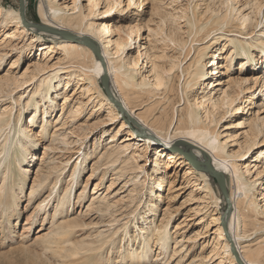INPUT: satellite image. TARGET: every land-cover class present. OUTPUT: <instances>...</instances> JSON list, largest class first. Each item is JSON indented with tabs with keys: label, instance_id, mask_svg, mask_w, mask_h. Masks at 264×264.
I'll return each mask as SVG.
<instances>
[{
	"label": "rangeland",
	"instance_id": "374dc122",
	"mask_svg": "<svg viewBox=\"0 0 264 264\" xmlns=\"http://www.w3.org/2000/svg\"><path fill=\"white\" fill-rule=\"evenodd\" d=\"M142 1L27 0L25 6L29 23L38 26H41L38 14L41 6L58 18H75L82 13V33H86L85 29L90 24H110L112 32H115L110 37L115 39L111 45L113 50L116 41H129L130 47L120 50V58L113 61L126 75L124 79L132 78L135 84L142 82L146 76L151 81L160 74L166 77V93L165 89L152 94H148L145 88L138 89L141 96L135 104L140 106L139 111L145 120L159 129H167L174 109L170 106L171 99L180 111L193 104L197 113L196 122L216 130L219 142L215 147L224 148L228 163L237 166L245 189L249 190L253 183H256V189L261 185L255 195L257 206L262 209L264 53L258 47L251 48L254 59L251 64L247 63L242 52L232 54L235 48L248 44L254 46L259 38H264L258 32L264 23L253 28L256 20L253 5L256 0H144L140 8ZM50 2L55 10H51ZM229 2L232 6L227 11L225 7ZM1 7L6 10L13 8L19 11L20 16L19 0H0ZM225 15L229 17L228 26L214 25L215 20ZM260 16L259 20H262L263 15ZM6 19V14L0 15V89L3 90L0 93V189L5 177L6 184L13 180V185L10 183L4 187L0 198L8 196L13 189L19 202L16 214L9 217L10 223V213H2L0 206V264H128L129 261H121L122 254L133 245H143L145 240L152 243L147 249L148 254L139 258L134 254L130 264H218L209 255L213 245L224 246L216 235L219 228L216 220L227 207L218 187L214 190L221 198L219 208L207 190L216 181L215 178L203 172L208 177L205 180L202 172L190 168L185 156L178 151L176 154L179 156L170 152L164 141H156L152 147L143 146L145 141L140 142V136L136 137V142L125 143L131 144L133 149L120 156L116 166L110 164L116 147L124 145L123 138L133 125L128 124L129 128L122 129L120 119L108 123L111 109L106 100L99 96L91 81H81L87 78L88 73L94 77L93 82L96 79V63L90 56L85 59L91 69L87 76L60 71L49 99L41 101V96H36L40 102L37 122L29 124L35 110L27 108L26 104L34 94L35 84L68 66L65 65L66 54L48 52L43 46L52 39L42 36L39 41L33 40V32H23L16 20L11 22ZM53 31L55 33H47L58 35V31ZM132 32L133 43L129 37ZM6 36L14 37L7 39ZM216 40L203 64L210 67L211 60L216 57L212 55L222 54V59L217 60L219 71L224 73L221 83L207 89L208 80L204 86L186 88L181 69L192 62L189 60L195 54L194 49L202 51ZM191 48L192 54L186 59ZM128 53L138 62L137 67L130 70L125 67L126 59L130 58ZM63 59L65 61L60 67H54ZM171 62L180 64V70L168 80ZM215 67L216 64L209 70ZM207 74L208 70L205 71ZM34 76L35 79H31ZM101 77L96 83L98 87H102ZM22 82L25 85H21ZM129 90L135 94L134 90ZM193 92L197 95L196 104ZM104 94L107 96L105 90ZM20 95H23L22 98ZM228 99L235 103L231 108L226 103ZM78 108L80 112L75 113ZM21 114L20 125L27 128L26 134L34 137L36 145L31 143L33 147L29 143V147L33 148L28 162L19 165L12 158L20 157L22 152L18 153L17 147L13 146L27 141L22 134L15 140L12 138L15 128H20L18 118ZM5 124L7 126L1 127ZM43 124L46 126L44 132ZM237 125H240L239 129H236ZM237 130L240 137L228 139ZM118 131L119 137L113 140ZM6 134H9L8 142ZM256 139L258 144L254 147ZM102 141L104 150L97 151L96 144ZM148 144H152L151 141ZM162 147L167 148L166 152ZM108 153L111 159H100ZM137 157V161L133 162ZM251 164L257 165L256 168L252 169ZM76 165L78 168L74 174ZM138 165L141 168L133 171ZM123 166L132 171L123 175L120 173ZM57 168L64 170L61 178ZM27 170L28 173H25ZM4 173L8 174L5 176ZM72 176L75 180L67 197L71 204L69 209H62L58 206L59 198L62 200L65 195ZM22 178L24 182L16 188ZM41 183L43 185L39 187ZM53 186L57 187L51 195ZM151 191L154 193L150 197ZM124 224L128 229L122 235V242L117 240L116 245L95 252L101 248L105 238L111 237ZM74 226L77 227L67 228ZM246 231L248 238L242 247L245 250L257 249L264 241V232L253 231L249 226ZM165 237L170 244L162 248L160 242ZM94 248V251H89Z\"/></svg>",
	"mask_w": 264,
	"mask_h": 264
},
{
	"label": "bare ground",
	"instance_id": "6f19581e",
	"mask_svg": "<svg viewBox=\"0 0 264 264\" xmlns=\"http://www.w3.org/2000/svg\"><path fill=\"white\" fill-rule=\"evenodd\" d=\"M228 1H230V0H228ZM142 2L143 3L139 6L140 8H141V6H143L144 0ZM223 4H225V3H223ZM25 5H27V0H25ZM49 5H50L51 10H55V7L53 5H51V2L49 3ZM230 5L232 6L231 2L226 4L225 8L227 9V11L229 10ZM253 8H254V14L256 16V20H255V24L253 25V28L254 27L258 28L259 27L258 24L263 25V23H264L263 22L264 21V11H263L264 2H261V0H256V3L253 5ZM2 14H6V16H7L6 20H8V21L10 20L12 22V21L16 20L18 23V26L20 28H22L23 32H28V33H30V31L33 32V34H35L33 36V40L39 41V40H41L42 36H46V37L52 39V42L47 43L43 46L46 48L45 50H48V52L54 51L56 53L66 54V58H65L66 64L65 65H68V66H66L64 69H60L58 71H55L56 73L54 72L53 75L48 77V79H44V81H37V82H39V84H37V83L35 84L36 89L34 90V94H33L32 98L26 104L27 108L33 107L35 110V112L32 113L33 116H32V119H31L29 124L33 125L34 123L37 122L36 119H37V115H38L40 102L36 99V96L40 95L41 99H42L41 101H46L47 99H49V96L52 92V90H51L52 85L55 83V80H56L58 73L60 71H63L64 73H68V74L80 73L82 76L83 75L87 76V73L90 72L91 69L89 68V65L85 61V59L90 56L92 58L93 62L96 63V65H95L96 79L93 82L94 77H92L90 75V73H88L87 78H83L81 81H83V80L85 81V79H87L88 81H91L95 85L96 90H98L99 96L106 100L107 105L111 109L110 116L108 117V123L112 124V123H115L116 120L120 119L119 121H120L122 129L123 128H129L128 124L133 125L132 130L128 131L127 136H125V138H123L124 142H122V143H124V145H120L119 147H116V149H115V150H117L116 154L114 156V159L112 161H110V164H112L113 166H116V164H118L121 160V158H119V157L120 156L123 157V155H126V153L128 151L133 149V146L131 144H125V143L136 142V139L139 136L140 137L138 138V140L140 142L145 141L143 146L148 145L149 147H152L151 145L156 143V141L162 140V141H164L166 147L170 150V152L172 151L173 153H175L174 155H177L176 154L177 148H179L178 150H183V152L186 154V156L189 157L188 159L186 157L185 158H186V162L189 163L191 169L195 168L193 163L190 162L191 159L201 164L202 170L201 171L198 170V171L202 172L201 175L205 180L206 179L208 180V177L205 174H203V172H205V170H206L205 165L207 163L211 164L214 171L221 174V176L223 178H225V181L227 184V189H228L229 196H230V202H231L232 210L227 215V218L225 221V224L227 225V229H228V232L230 234L229 236L231 239L227 237L226 231L224 230V224L222 222V216L224 215V213L220 214L218 216V219L216 220V223L219 226L216 235L218 237V241L224 246L219 247L218 245H213V248L210 251L209 258L210 259L214 258L215 261L219 262L218 264H264V241L261 242L260 245L258 246V248L255 250H251V249L245 250L244 247H242L243 243H245L246 239L248 238V236L245 235L247 233L246 228L248 226L251 227L253 231L264 232V205H262L263 206L262 209L260 206H257V197L255 195V193H258V191L260 189L259 187L261 185H259L258 189H256L257 185H256V183H253L252 187L248 188L249 190L245 189L246 186L241 182V178L243 176H240V172H239L237 166L234 163H231V164L228 163V161H227L228 157L225 155V153L223 151L224 148L215 147V144L217 142H219V138H218L219 136L217 135L216 130L213 131L209 128L208 125L198 124L196 122L197 113L194 109L193 104H189L187 106L185 105L186 107L182 111H180V107L177 108V105H175V103L171 99L170 106H172V108L174 106V109H173V115L169 121L170 123L166 127L167 129H164L165 127H163L162 129H159L156 127V125L154 123L150 124L145 120L143 113H141L139 111L140 106L135 104L136 100H138L141 96L140 92H138V89L143 90V88H145V90L147 89L146 92H148V94L149 93L152 94V93H156V92L159 93L160 91L163 92V89H165L164 93H166L167 92L166 90H168L166 88L167 87L166 84H168V83L166 82V77H164L162 74H160L159 76L154 78L152 81L148 79V76H146L142 82L135 83V84L132 83V78L124 79V77L126 75H124L121 72V67L119 66V64L115 65L113 63V61H116L118 58H120V50H126L128 47H130L129 41H122V42L116 41V44L114 45V46H116V48L113 50L111 45L115 43L114 42L115 39L113 40L110 37H112V35L115 32L114 31L112 32V26H110V24H106V23H100L99 25L96 23L90 24L85 29L86 33H82V32H84L82 30V27L84 25V16L82 15V13L79 14L75 18L74 17L58 18L54 15L51 16L49 14V12L45 9V7L41 6L39 9V13H38V14H40V22L39 23H41V26L35 25L34 23L30 22L32 24V26H30L31 28L27 27L26 25H24V23H22L21 15L19 16V11L15 10L13 8H12V10H6V9H3V7H1L0 15H2ZM261 14L263 15V18H262V20H259V18L261 17L260 16ZM25 19L29 23V19H28L26 12H25ZM228 19H229V17L227 15H225L224 17L219 18L218 20H215L214 25L217 24L218 26L219 25H227L228 26L229 25V22H227ZM211 20H212V17H211ZM38 27H44V28L52 27L56 31H58V35H51V34L47 33V32L55 33V31H53L54 29L50 28L51 31L45 32V31L39 29ZM28 28H30V29L28 30ZM202 28L204 29L205 26H203ZM263 28H264V26H263ZM263 28L260 29L258 32L264 36ZM71 33H74L75 34L74 36L79 39L78 42L73 41L72 39H69L66 36L67 34H71ZM80 33H82V34H80ZM88 33L92 34V36L89 35ZM228 33H231V32L229 31ZM132 35H133V32L129 36L131 43H133ZM13 37L10 36V37H7V39L8 38L13 39ZM85 38L90 39L92 42H94V44L101 51V54L104 56V58L106 60V64H107V72L109 73V76H110L109 87H110V89H112V92H113L114 96L116 97V99L119 100L123 106H125V109H126L125 113H122L119 107L114 106V104L111 102L110 98H107L108 95L106 96L104 94V90L102 89V87H98L96 85V83H99L101 75L103 76L105 74L104 67H103L101 60L96 55H95L96 58L94 59V53H93L92 49L89 47L90 48V50H89V48L87 46H85V44H84ZM82 39H84V41ZM96 39H98L100 42H98ZM227 40L229 41V38H227ZM217 41L218 40H216L214 42L211 41L210 47L203 49L202 51H199V48L194 49L195 54L189 60L190 62L191 61L192 62L186 68L181 69L182 70V76L184 79L183 83L185 84V87L187 86L186 88H189L188 86H196V87L204 86L205 82L208 80L209 81L206 83L207 89L210 87H215L221 83L220 82L221 76H223L224 73L219 71V69H218L219 62H217V60L222 59V54L218 55L219 53H215L212 55V57L216 56L215 58L213 57V59L211 60L212 61L211 66L216 64V67L212 68V70H209V68H211V66L209 67V66L205 65V67H204V64H203L204 60L208 56L209 51L213 48V45L216 44ZM254 47L260 48L261 51H263V53H264V38L263 37L259 38V40L256 41L254 46L251 44H248L245 47L243 45H241L239 48L238 47L235 48L232 51V54H234V53L240 54L242 52L243 57H245L247 60V63L249 62V64H251L254 62V59H253L252 52L250 51V49L254 48ZM184 48H185V46H184ZM191 51H192V48L189 49V51L187 52L188 54H187L186 59H188L191 56V54H192ZM128 56L130 58L126 59L125 67L128 70L133 69L134 67L136 68L137 64H138L137 60L133 59V57L130 56L129 53H128ZM262 59H263L262 61L264 62V56L262 57ZM65 60L63 59V61H60V63L59 62L56 63L54 65V67H60L62 65L61 63H63ZM186 64H188V63H186ZM113 66H115L116 68H114ZM177 70H180V64H178L176 62H171L170 67H169V71L167 72L168 80L172 78V75H174ZM206 70H208V74H207V75H209L208 78H205V76H207V75H205ZM151 73H152V71H151ZM151 73H148L147 75H150ZM81 75H80V77H81ZM219 76H220V78L218 80L214 81V79L219 77ZM31 79H35V76L32 77ZM262 80H263V85H264V78ZM21 85H25V83L22 82ZM81 86H83V85H81ZM80 88L81 87H79V89ZM130 88L132 90H134L135 94H132L131 90H129ZM32 90H31V93H32ZM144 91H143V94L145 93ZM0 93H3V90L0 89ZM57 93L59 94V92H57ZM73 95H75V94H73ZM22 96L23 95H20V98H22ZM193 97H194V101L196 104L197 95L194 94V92H193ZM203 98L205 99V96ZM168 101H170V99ZM63 103L66 104V102H63ZM226 103L230 108L233 107L235 104L234 101H232L231 99H228V101ZM178 104H180L179 101H178ZM119 110L122 114L119 113ZM163 111H165V109ZM78 112H80L79 108H78V111L75 113H78ZM75 113L73 112V114H75ZM121 115H122V117H120ZM21 118H22V114L18 118V124H19L20 128L19 129L15 128V131H14L15 135H13V138H12V140H15L17 136L22 134L25 137V140L27 141V143H22V142L18 143L17 142L16 143L17 145L13 146V148L17 147L18 153L22 152V155L20 157H18V158L13 157L12 158V160L15 161V163H17L19 165H22L23 163L28 162V156L31 155L32 148L35 147L33 145H36V143L33 141L34 137L32 138L29 136V134H26V133H28V132H26L27 128L25 129L24 126L20 125L22 123ZM129 118H132L139 125H134V124L130 123ZM5 126H7V124L2 125L1 127H5ZM43 126H44L43 127V132H44L46 129V126H45V124H43ZM239 127H240V125H237L236 129H239ZM16 132H18V133H16ZM119 133H120V131H118L114 137L112 136L113 140L117 136L119 137ZM137 133H138V135H137ZM8 135L9 134L5 135L6 142L10 141ZM240 135L241 134L239 133V130H237V132L235 134L229 136L228 139H231L232 137L239 138ZM152 139L154 140V142L152 141ZM257 140L258 139H256L254 141V144H253L254 147H256L258 144ZM148 141H151L152 144L149 145ZM29 143L30 144L33 143V145L31 144L33 147L30 148ZM103 144H104L103 141L98 142L96 144V147H97L96 150L97 151H99L100 149H101V151L104 150ZM162 148H164V151L166 152L167 148L166 149H165V147H162ZM110 156L111 155H109V153H108L107 155H105L104 157H101L100 159L103 158V159L109 160V159H111ZM137 156H139V155H137ZM177 156H179V155H177ZM138 158L139 157L135 158L133 160V162L137 161ZM250 166H252V164ZM256 166L257 165L252 166V169H255ZM11 168H12V166L9 167V170ZM77 168H78V165L75 166L74 174H75ZM140 168L141 167H139V165H138L137 167H135L133 169V171L137 170V169L139 170ZM127 169H128V167L123 166L120 169L121 170L120 173L125 175L129 171H132V170H127ZM58 170L59 171H57V173L61 174L60 175V178H61V176L63 175L62 172L64 170H61V169H58ZM247 172L251 173V170H247ZM25 173H28V170L25 171ZM94 173H95V171H94ZM4 174L6 176L8 173H4ZM74 180H75V177L72 176L70 179L69 185H68V187L64 193L65 195L62 197V200H61V197L59 198L60 201H59L58 206H60L62 209H65V208L69 209V207H70L71 200L68 199L67 197L71 193L70 189L72 188ZM6 182H7V177H5V179H4V183L0 189V192H1V190H3L4 187L9 186L10 183L13 185V180H11V182L9 181L7 184H6ZM23 182H24L23 178L20 179V181L16 184V188H17V185H19L20 183H23ZM41 185H43V183H41L39 185V187ZM56 187L57 186H53L51 188V190H50L51 195H52V192L54 191V189ZM216 187H218V189H219L217 181H213L212 184H210V186H208L207 190H209V192L212 194V199L215 201L216 207H218L219 204L221 203V198L218 197V192L216 190H214V188H216ZM34 191L32 193H34ZM151 192L152 193L150 194V197L154 193L153 191H151ZM8 193H9L8 196L3 195L4 197L0 198V206L2 208L1 209L2 213H6V214H8V212L10 213V215L8 216V223H10L9 217L16 214V209H17L19 200L15 199L16 192H14L13 189H10V191ZM7 202H8V205H6ZM4 205H6L7 207L5 208ZM75 227H77V226L67 227V228L75 229ZM127 229H128L127 224H124V226H122L121 228L116 230L111 237H107L102 241V246L100 249L95 250V248H94V249H90L89 251H94V250H95V252L100 251V250L102 251L105 247L110 248L111 245H116L117 240H118V242L119 241L122 242V240L124 239V237L122 235L124 232L127 231ZM143 231L144 230H142V232ZM143 243L144 244L139 246V247H136L135 245L131 246L130 249L128 250V252H124L122 254V257L120 258L121 261L122 262L129 261L128 264H130V260L132 259V257H134V254L136 256H138V258L140 257V255L141 256L147 255L148 254L147 249L151 246L152 243L150 240H145V241H143ZM169 244L170 243L168 242L166 237H165V240L160 242V245L162 248H164L165 246H167ZM101 256L103 257L104 254ZM97 258H101V257H97ZM236 258H238V259H236ZM137 264H142V263L139 262ZM143 264H146V263H143Z\"/></svg>",
	"mask_w": 264,
	"mask_h": 264
},
{
	"label": "water",
	"instance_id": "95a60500",
	"mask_svg": "<svg viewBox=\"0 0 264 264\" xmlns=\"http://www.w3.org/2000/svg\"><path fill=\"white\" fill-rule=\"evenodd\" d=\"M19 6H20V15H21L22 23H24V25H26L27 27L32 26V24L28 23L25 19V12H26L25 0H19ZM38 28L45 31V32L51 31L50 28H44V27H38ZM66 36L69 39H72L73 41H76V42L79 41V39L72 34H67ZM84 44L92 49L94 55H96L101 60V62L103 64L104 72H105V74L101 78V84H102L103 90H105L106 94L108 95V97L110 98V100L114 104V106L119 107L121 112L125 113L126 112L125 106H123L122 103L116 99V97L114 96V94L112 92V89H110V87H109L110 76H109V73L107 72V64H106V60H105L104 56L101 54V51L94 44V42H92L90 39L85 38ZM129 121H130V123H132L134 125H139L132 118H129ZM178 149L179 148H177L176 150L179 151L183 156H185L187 159L189 158L188 156H186V154L183 152V150H178ZM190 162L193 163L195 169H197L199 171L202 170V166L200 163H198L192 159L190 160ZM205 168H206L205 173L206 172L209 173L217 181L218 186H219V190L223 194V197L226 200V207L227 208L224 212V215L222 216V222L224 224V230L226 231V235L228 238H230V236H229L230 234L228 232L227 225L225 224V221H226L227 215L232 210V206H231L230 196H229V192L227 189V184H226L225 178H223L221 176V174L215 172L213 167L211 166V164L207 163L205 165Z\"/></svg>",
	"mask_w": 264,
	"mask_h": 264
}]
</instances>
